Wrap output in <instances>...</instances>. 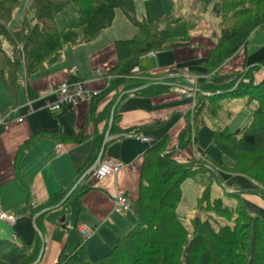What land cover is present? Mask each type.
<instances>
[{
    "label": "crops",
    "instance_id": "obj_1",
    "mask_svg": "<svg viewBox=\"0 0 264 264\" xmlns=\"http://www.w3.org/2000/svg\"><path fill=\"white\" fill-rule=\"evenodd\" d=\"M160 15L146 18L141 14L148 22H154ZM106 38L87 52L89 64L86 67L80 68L78 64L60 58L58 63L40 72L31 75L23 72V85L14 99L4 85L1 87L0 114L9 113V125L0 131V203L7 213L20 214L14 224L0 220L2 261L18 262L28 256L29 243L36 238L40 239L39 252L30 264L35 261L34 264H54L61 252L71 253L82 243H85L90 258L104 254L136 223L132 210H124L114 199L117 194L127 195L132 203L138 198L145 152L157 140L165 138L168 148H176L173 157L178 162L206 154L216 161L223 159L212 144L215 121L211 123L210 116L196 120L194 114L199 100L194 92L189 95L183 86H174L156 96L119 95L107 108L116 90L103 92L110 77H97L94 69L110 70L117 59L114 41L130 37L118 34ZM197 43L147 53L155 63L150 66L141 63L139 69L161 77L169 69L185 67L188 76L224 84L232 81L239 72L253 68V81L258 83L264 79V27L256 30L246 44L209 74L205 73L202 62L213 43ZM72 67H75L74 72H70ZM75 78L88 81L91 87L102 92L73 109L68 106L61 111L46 108L47 100L56 99L57 85ZM45 91L48 93L41 96ZM230 113L227 123L234 114L232 110ZM187 125L191 127L189 143L185 148H178L180 134ZM108 130L102 159L121 161L123 166L118 172L99 180L87 174L71 196L66 197L79 180L80 167L99 140L102 146ZM132 133L149 135L153 141H144ZM217 172L220 179L216 182L223 193L237 192L238 197L233 196L235 202L240 199L264 218V196L260 186L240 173L219 167ZM195 181L202 190L199 181ZM63 190L67 191L65 197L58 203L49 204L50 199ZM201 190L197 187L196 193ZM228 197L231 196L226 195ZM31 201L35 205L32 206ZM82 223L93 229L88 239H84L78 230ZM42 241L44 249L40 256Z\"/></svg>",
    "mask_w": 264,
    "mask_h": 264
},
{
    "label": "trees",
    "instance_id": "obj_2",
    "mask_svg": "<svg viewBox=\"0 0 264 264\" xmlns=\"http://www.w3.org/2000/svg\"><path fill=\"white\" fill-rule=\"evenodd\" d=\"M2 1L17 7L21 0ZM29 1L32 11L25 12L21 27L14 32L0 17V83L13 99L23 85L24 74L44 70V61L53 51L61 55L68 44L75 46L96 39L103 29L112 25L115 11L120 8L138 31L130 38L114 41L116 64L108 70L114 77L110 76L103 92L116 90V93L107 108L119 95L126 96L130 93L128 90L144 85L133 94L156 96L174 86H183L189 92L193 91L199 100L194 114L196 120L202 121L207 116L214 118L216 125L213 126L212 144L223 157L221 161H216L206 154L187 162H178L173 157L176 148H168L165 138L157 140L145 152L139 196L131 207L136 217L134 226L99 257L90 258L85 243H82L71 253L61 252L54 264H264V218L251 211L240 199L235 204H228L221 194L213 197L211 192L214 182L220 179L217 167L224 165L227 168L224 156L228 153L224 141L241 140V145L247 148L260 145L258 138L264 132V79L254 82L253 68L239 72L232 81L224 84L208 79L193 83L185 77L167 76L174 69H169L161 77L141 71V56L190 43V31L195 28L190 16L171 13L148 22L145 17L137 16L135 0ZM261 1L215 0L212 12L221 19L229 20L245 14ZM205 3L208 4L209 0ZM1 10L10 12L12 7L3 6ZM243 25L244 22L231 23V27L221 32L214 44L209 46L206 59L202 62L206 74L215 71L246 44L255 30L264 27V12L252 25ZM3 40L12 44L14 55L5 51ZM197 44L205 45L202 42ZM57 60L56 56L50 62ZM243 96H249L255 102L251 119L247 125L232 129L226 122L231 108L224 105L229 97ZM116 118L114 115L115 121ZM190 134L191 127L187 125L180 134L178 148L187 146ZM100 148L99 140L80 167L77 178L93 164ZM187 178L197 179L202 186V193L196 200L197 214L192 217L177 211L183 196L182 183ZM260 192L264 196V191ZM66 194L65 190L57 193L49 204L58 203ZM226 195L238 197L237 192ZM243 220L246 223L243 224ZM30 244L28 256L18 262L0 260V264L32 263L38 255L40 239L36 238Z\"/></svg>",
    "mask_w": 264,
    "mask_h": 264
},
{
    "label": "rangeland",
    "instance_id": "obj_3",
    "mask_svg": "<svg viewBox=\"0 0 264 264\" xmlns=\"http://www.w3.org/2000/svg\"><path fill=\"white\" fill-rule=\"evenodd\" d=\"M214 1L215 0H209V3L206 4V0H135V6L138 17H142L141 14H143V16H145L146 18H154L162 13H164L162 15L175 13L182 14L186 17L190 16V20L195 23V28L190 31L192 35L190 43L193 44L197 42H202L206 45L212 43L214 44L215 40L218 38L220 33L223 32L225 29H229L231 27V23L239 24L241 22H244L243 26L247 24L246 26L248 27L252 25V22L257 21L264 12L262 10L264 8L263 0L261 1V3H259V5L252 6L250 11H247L241 16L229 20L221 19L220 16L214 15V11L212 12V3ZM3 6L12 7V11L8 12L5 10L2 12L1 7ZM28 10L32 11L29 0H21L19 6L17 7L12 6V4L8 3V1L0 0V17L5 20L7 26L13 32L21 27L22 19L25 18V12H29ZM136 30L138 29L132 23V21L125 16V14L120 8H117L115 11V17L112 22V25L103 29L96 39L87 43L77 44L75 46L68 44L66 45V47H64L61 55L54 51L51 52L50 56H48V58L44 61L45 68L55 65L60 61V58L66 59L67 62H74L78 64L80 68L83 66L86 67L89 64L87 52L92 51L95 46L98 45L107 36V38H112L113 36L121 34L131 37L134 35ZM2 43L5 51L9 55H14L12 44H10L9 41L6 40H3ZM56 56L58 57L57 62H50L52 59H55ZM153 62L155 63V60L153 58L151 59L146 54L141 56L139 65L142 63L146 66H150ZM104 71L105 70H101V73L103 72V75H106L108 77H114L113 74H110V71ZM165 74H167V72ZM106 84L108 83L106 82ZM1 87H4L2 83H0V93L2 94L3 88ZM237 98L229 97L228 101L224 105L226 107H230L234 113L232 115V118L229 120V124L232 129H235L237 127H243L249 123L251 119V111L255 103L249 98V96ZM209 118H212L211 123H213L214 118ZM258 139L260 145L255 148H247L242 146L241 140L232 141L231 139H227V141H224L225 149L228 153V156H224L225 160L227 161V168L224 165H218L219 168L225 169L227 171L240 174L241 172L248 174L249 176L253 177L249 178L252 182H254L257 186H262L260 188V191H264V132L262 133L261 138ZM246 174H244V176H246ZM197 187L200 191L201 188L200 186H198L194 178H187L184 181V183L182 184L183 197L181 202L177 206V211L179 213L185 214L187 217H192L197 214L195 208L196 200L197 197L202 193V190L200 193L199 191L198 193H196ZM150 189L151 188H149V190ZM211 192L213 197L222 194L224 201L228 204L236 203L234 197L226 198V194L222 192V188L218 185L217 182H214V184L212 185ZM242 223L244 224L246 223V221L243 220ZM111 247L109 246V249H107L105 252L109 251Z\"/></svg>",
    "mask_w": 264,
    "mask_h": 264
},
{
    "label": "built area",
    "instance_id": "obj_4",
    "mask_svg": "<svg viewBox=\"0 0 264 264\" xmlns=\"http://www.w3.org/2000/svg\"><path fill=\"white\" fill-rule=\"evenodd\" d=\"M153 54L154 52H149ZM71 72L75 71V67H72ZM101 68L96 67L94 69L95 75L97 77H103V72L101 73ZM167 76L169 77H185L190 82L195 83L198 78L191 77L187 75V69L181 67L170 71ZM56 99L47 100L45 107L52 111H61L64 106L71 107L72 109L77 107L79 104L93 100L100 92L99 89L93 88L90 86L89 82L84 79H68L59 83L55 89ZM189 95L193 94L192 92L188 93ZM9 125V113L0 114V128H7ZM137 138H140L144 141L152 142L153 139L149 135L132 133ZM123 163L121 161H114L110 159H102L92 170V175L95 179L99 180L107 175L118 172ZM116 205L122 207L124 210H131L132 202L125 194H117L114 199ZM31 205H35L34 201H31ZM20 217V214L7 213L0 203V220L8 222L9 224L16 223L17 219ZM79 232L84 236V239L90 238L93 233V229L82 223L78 226Z\"/></svg>",
    "mask_w": 264,
    "mask_h": 264
},
{
    "label": "water",
    "instance_id": "obj_5",
    "mask_svg": "<svg viewBox=\"0 0 264 264\" xmlns=\"http://www.w3.org/2000/svg\"><path fill=\"white\" fill-rule=\"evenodd\" d=\"M144 86H146V85H144ZM144 86H141V87H138V88H134V89H131V90H128L127 92H130V93H133V92H135V91H137L138 89H140V88H143ZM112 121H113V115L111 116V122L110 123H112ZM108 134H109V130L107 131V133H106V137H105V140H104V142H103V144H102V146H101V150H100V152H99V154H98V156H97V158H96V161L94 162V164L79 178V180L74 184V186L70 189V191H69V193L66 195V197L68 196V195H70L73 191H74V189L78 186V184L83 180V178L87 175V174H89L92 170H93V168L101 161V159L103 158V152H104V148H105V143H106V141H107V138H108ZM43 249H44V241H42V247H41V251H40V256L42 255V253H43ZM37 261H35L34 263H36ZM33 263V264H34Z\"/></svg>",
    "mask_w": 264,
    "mask_h": 264
},
{
    "label": "bare ground",
    "instance_id": "obj_6",
    "mask_svg": "<svg viewBox=\"0 0 264 264\" xmlns=\"http://www.w3.org/2000/svg\"><path fill=\"white\" fill-rule=\"evenodd\" d=\"M47 93H48V91L42 92V93H41V96H44V95H46Z\"/></svg>",
    "mask_w": 264,
    "mask_h": 264
}]
</instances>
